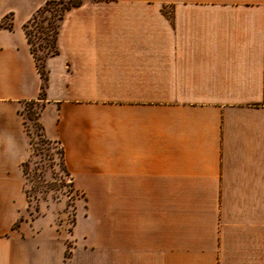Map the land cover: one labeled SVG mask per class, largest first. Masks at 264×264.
Returning <instances> with one entry per match:
<instances>
[{
    "label": "crops",
    "instance_id": "obj_1",
    "mask_svg": "<svg viewBox=\"0 0 264 264\" xmlns=\"http://www.w3.org/2000/svg\"><path fill=\"white\" fill-rule=\"evenodd\" d=\"M0 0V264H264V0H84L65 12L38 115L84 206L26 217L18 109L41 78Z\"/></svg>",
    "mask_w": 264,
    "mask_h": 264
},
{
    "label": "rangeland",
    "instance_id": "obj_2",
    "mask_svg": "<svg viewBox=\"0 0 264 264\" xmlns=\"http://www.w3.org/2000/svg\"><path fill=\"white\" fill-rule=\"evenodd\" d=\"M71 1L76 0H64V4ZM61 7L62 5L59 4H51L47 6V10L38 14L35 21L31 22L28 26V30L31 32V37L35 44L36 54L40 58L44 56L46 49L40 50L38 44L43 46L45 44L52 45L51 43L53 42V33L50 29L45 28L47 21L52 20L53 17L55 19V15L59 13ZM7 16L8 17L2 23L6 26L11 22V16ZM39 26L44 28L40 31ZM38 35L41 37L40 40H37ZM51 49H53V47ZM41 104L42 101L22 102L18 109V114L22 119V123H24V130L28 135V141L31 143V146L29 145V155L31 154V161L28 165L27 179L25 180L23 177V193L26 200V217L24 216L19 218L15 224H19V222H23L25 220L33 221L50 211L54 212L56 214V225H59V229H61V231L66 235V241L71 243L70 234L72 229L73 213L76 206H84V200L81 194L74 195L72 193H68V179L63 175L60 167V157L58 154L59 145L56 143L41 145L39 143L35 119L40 111ZM37 183L39 184L37 190L41 189V186L50 187V191H47V201L42 200L41 193H36L34 191V188L38 185ZM25 192L28 193L29 198L26 197ZM51 196H56L60 200L53 201Z\"/></svg>",
    "mask_w": 264,
    "mask_h": 264
},
{
    "label": "trees",
    "instance_id": "obj_3",
    "mask_svg": "<svg viewBox=\"0 0 264 264\" xmlns=\"http://www.w3.org/2000/svg\"><path fill=\"white\" fill-rule=\"evenodd\" d=\"M83 2V0H76V1H71V2H68V3H65L64 4V0H48L46 1L41 7H39L34 13L33 15L23 24L22 28H23V31H24V34H25V37H26V40L29 44V49H30V53L34 59V62H35V66H36V69L40 75V78H41V85H40V90H39V93H38V96L35 100H32V101H29V102H35V101H42V104L40 106V111L42 110L43 106H44V101H45V94H46V86H47V79H48V74H47V70L45 68V64H44V61L45 59L48 57V56H52V55H55L58 53V49H57V46H56V40H57V34H58V30H59V25H60V22L65 14L66 11H68L69 9H71L72 7H75V6H79L81 3ZM51 4H59V5H62V7L60 8L59 10V13L56 16V18L54 19V17L52 18V20H48L47 21V25L45 28L47 29H50V31L53 33V42L51 43L52 45H41V44H38L39 46V49H43L45 50L46 49V52L44 54V56L42 58L38 57L37 54H36V48H35V44L32 40V37H31V32L28 30V26L30 25L31 22L35 21L36 19V16L38 14H40L41 12L43 11H46L47 10V6L51 5ZM8 16H5L4 18L1 19L0 21V29H8V30H11L12 29V23L10 22V24H8L7 26L6 25H3V21L7 18ZM56 20V21H55ZM43 22V21H41ZM44 27L42 26H39V30L41 31ZM46 38V37H44ZM41 37L38 35L37 36V40H40ZM47 39V38H46ZM53 47V49H51ZM39 111V113H40ZM39 113L37 114V117H36V127H37V130H38V133H37V136H38V139H39V143L41 145H50V144H53V143H56L59 145V149H58V154H59V159H60V167H61V170H62V173L63 175L68 179V193H72L74 195H79L80 193L75 189L74 187V184H73V180H72V176L70 175L69 171L67 170L66 168V165H65V162H64V153H63V149L60 145L59 142L57 141H52V140H49L45 137L44 135V131H43V127L42 125L38 122V115ZM24 124V123H23ZM29 145L31 146V143L29 142ZM31 161V154L28 156V158L23 161L21 163V170H22V174H23V177L24 179L26 180L27 179V176H28V165H29V162ZM38 184V183H37ZM39 187V184L37 185V187L34 188V191L36 193H41L42 196V200L44 201H47V191L49 190L50 191V187L49 186H41V189L37 190V188ZM42 190V191H40ZM26 193V197L29 198V195L27 192ZM51 199L53 201H59L60 199L56 196H51ZM74 210V208H73ZM74 224V213H73V218H72V226ZM17 225V223L15 224ZM70 248H71V243L70 242H67L66 241V250H65V253H64V257L67 259L69 258L70 256Z\"/></svg>",
    "mask_w": 264,
    "mask_h": 264
}]
</instances>
